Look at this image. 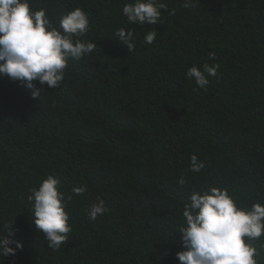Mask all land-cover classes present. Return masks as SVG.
I'll return each mask as SVG.
<instances>
[{
  "label": "trees",
  "instance_id": "16d2710c",
  "mask_svg": "<svg viewBox=\"0 0 264 264\" xmlns=\"http://www.w3.org/2000/svg\"><path fill=\"white\" fill-rule=\"evenodd\" d=\"M132 2L29 0L57 27L84 10L80 39L97 48L69 58L57 88L34 82L44 88L37 97L0 74V234L23 245L0 264H180L177 231L193 191L226 188L239 207L264 205V0H163L159 24L144 25L122 13ZM121 28L134 33L132 52L117 40ZM150 31L156 39L145 44ZM205 63L219 68L200 88L186 72ZM192 155L205 165L199 173ZM48 175L72 228L55 251L28 201ZM99 199L108 211L93 220ZM253 243L264 264V235Z\"/></svg>",
  "mask_w": 264,
  "mask_h": 264
},
{
  "label": "clouds",
  "instance_id": "9594fccd",
  "mask_svg": "<svg viewBox=\"0 0 264 264\" xmlns=\"http://www.w3.org/2000/svg\"><path fill=\"white\" fill-rule=\"evenodd\" d=\"M195 0H185V7L194 6ZM161 9H167L163 0H133L127 3L122 13L131 24H159ZM174 15V10L169 12ZM89 31L88 14L77 7L54 25L45 9L31 10L29 0H0V74L20 81L32 89L33 97L40 96L43 87L55 89L64 80L68 59L79 60L97 48L96 42L82 40ZM117 40L132 52L135 48L134 33L121 28ZM156 31L146 34L144 43L151 44ZM210 58L215 53H209ZM219 64L188 68L186 75L194 79L200 88L209 84L208 77H216ZM205 167L196 155L190 158V171L199 173ZM187 181L181 177L178 183ZM59 180L52 175L44 178L38 187L31 189L28 201L32 204L35 229L39 230L54 251L68 239L72 228L65 210V195L58 190ZM86 191L73 187L67 200ZM108 208L103 199L91 205L89 216L95 220ZM184 222L177 231L184 250L176 257L180 264H258L259 255L254 241L264 235V205L253 203L250 208L239 207L226 188L210 186L193 191L183 209ZM245 237L248 242H245ZM9 235L0 234V257L15 256L23 247Z\"/></svg>",
  "mask_w": 264,
  "mask_h": 264
}]
</instances>
